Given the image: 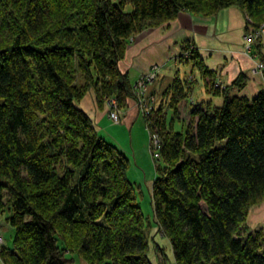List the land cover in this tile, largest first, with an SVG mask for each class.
Instances as JSON below:
<instances>
[{"label": "trees", "instance_id": "obj_1", "mask_svg": "<svg viewBox=\"0 0 264 264\" xmlns=\"http://www.w3.org/2000/svg\"><path fill=\"white\" fill-rule=\"evenodd\" d=\"M229 7L253 31L264 23V0H0V219L13 230L3 263L71 264L74 255L83 264H152V247L165 264H264V231L247 227L264 202V88L251 100L230 96L243 77L220 86L183 43L176 61L192 72L176 74L160 106L142 114L159 141L150 147L151 223L127 157L79 108L92 93L99 110L122 116L137 99L139 80L119 67L131 39L181 13ZM195 71L207 101L192 98Z\"/></svg>", "mask_w": 264, "mask_h": 264}, {"label": "crops", "instance_id": "obj_2", "mask_svg": "<svg viewBox=\"0 0 264 264\" xmlns=\"http://www.w3.org/2000/svg\"><path fill=\"white\" fill-rule=\"evenodd\" d=\"M249 30L238 7L223 9L216 15L206 18L181 13L171 23L158 29L144 31L133 41L131 40L119 67L122 72L128 73L131 84H135L149 74L148 68L153 66H157L168 80L176 74L189 77L191 69L189 67L180 69L176 58L183 43L192 42L205 65L216 72V78L221 86L231 85L239 75L243 77V87L240 90L231 88L230 96L251 100L263 89L262 79L253 71L257 59L264 62V36L253 46L252 53L248 57L243 53V37ZM252 54L257 59H253ZM193 74L196 75L195 72ZM168 80L165 84L169 82ZM86 98L79 104V108L89 116L96 130H99L100 123L105 117L97 108L93 94L89 93ZM192 98L208 100L205 94L196 98L194 94ZM213 101L216 106L222 104L221 98H215ZM133 107L134 104L130 102L128 111L121 117L127 126L130 125L131 120L135 121L139 116ZM257 226H261V229L264 227V202L253 208L248 216L247 227L254 229Z\"/></svg>", "mask_w": 264, "mask_h": 264}, {"label": "rangeland", "instance_id": "obj_3", "mask_svg": "<svg viewBox=\"0 0 264 264\" xmlns=\"http://www.w3.org/2000/svg\"><path fill=\"white\" fill-rule=\"evenodd\" d=\"M197 17H202V16H197ZM243 17L245 23H250V21L246 18L244 13H243ZM164 25L166 24H163L159 27L152 29H158L163 27ZM253 32L254 31L251 29L249 31H246V36L249 37L250 35H254ZM135 37L136 36H134L131 40L133 41ZM259 40L260 39L258 38L250 39L247 45V47H249V50L248 48L246 49V42H245L243 47L244 48L243 53H245L248 57H250L253 46L256 45V43ZM243 42H244V37H243ZM188 43H192V42H188ZM178 56L179 55H177V57ZM252 58L255 59L256 56L252 54ZM256 63L261 64L262 67L261 68L254 67L253 72L257 77H260L262 79V84L264 88V62L257 59ZM178 66L182 70L188 68V65L183 63L180 64L178 63ZM148 71L149 74H147V77L143 78L142 81L139 80L137 84L134 85V90L136 92L137 99L131 102L135 106L133 108H135L137 113H139L137 119L135 121L131 120V122L129 123L130 125L127 126L123 122V119L121 118L122 116H119L120 119L118 118V121L120 120V122L114 123L113 121L109 120L107 117L111 107L105 105L99 110L100 112H102L105 118L100 123V127H99L100 129L97 130V132L101 138H103L107 143L112 144L113 146L118 148L119 151L127 157L129 161L127 177L136 192L138 205L141 209L142 214L144 215L146 220L151 223L153 220V209L151 206V186H152V181L154 179V166L156 163L155 162L156 159L153 158V154L150 149L152 145L151 138L146 130V126L142 114H145L147 111H149V108L151 107L158 108L160 106V104L164 101L162 89L164 88L165 85L171 84L175 76L168 80V78L165 77L166 75L163 74V72L157 66L148 68ZM195 73L196 75L194 74V79L196 81L193 83L192 92L193 95L195 94V98H196V96L200 97L202 94H206V93L204 89V84H205L204 80L200 77L197 71H195ZM160 79L161 81H159ZM166 80H168L169 82L165 84ZM84 99L86 100L87 98L85 97ZM127 111L128 109L126 110V112ZM166 120L167 122H169L170 116L166 118ZM174 130L177 132L183 131V129L181 128V124H179L178 122H174ZM260 227L257 226L256 228L250 230H259L261 229ZM261 230L264 231V227H262ZM0 235H1L0 249H2V246H4L5 248L10 247L13 236V230H11L7 225H4L1 219H0ZM150 236L153 237L154 241L164 249L165 258L166 259L169 258L170 251L168 249L167 241L164 240L161 237V235H158L156 233L155 228L151 230ZM149 259L152 264L166 263L165 260H161V258H159L153 252L152 247H150ZM169 259L167 260L169 261ZM0 264H5L3 263L1 258H0ZM71 264H83V263L80 261L79 258L73 255V263Z\"/></svg>", "mask_w": 264, "mask_h": 264}, {"label": "built area", "instance_id": "obj_4", "mask_svg": "<svg viewBox=\"0 0 264 264\" xmlns=\"http://www.w3.org/2000/svg\"><path fill=\"white\" fill-rule=\"evenodd\" d=\"M253 34H254V35H250L249 37L246 36V34H245V36H244V43L246 42V49L248 48V50H249V47H247V45H248L250 39H252V38H255V39H257V38H258V39H261V38H262V36L264 35V26L261 25L258 29H256V30L253 32ZM244 54H245V53H244ZM245 55H246V54H245ZM257 64H258V63L255 62V68H256V67H257V68H261V67H262L261 64H258V65H257ZM108 117H109L110 120H112L114 123H118V122H119V121H118V116H117V114L114 113V112H109V113H108ZM151 141H152V144H153L154 149H155V150H158V148H159V147H158V145H159L158 138H157L156 136L152 135ZM154 157L156 158L157 155L155 154Z\"/></svg>", "mask_w": 264, "mask_h": 264}]
</instances>
